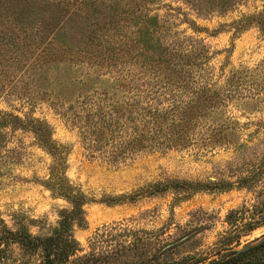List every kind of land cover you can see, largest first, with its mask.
<instances>
[{"label": "trees", "instance_id": "16d2710c", "mask_svg": "<svg viewBox=\"0 0 264 264\" xmlns=\"http://www.w3.org/2000/svg\"><path fill=\"white\" fill-rule=\"evenodd\" d=\"M185 1L222 12L245 0ZM154 2L0 0L2 58L38 70L42 89L52 91L53 104L65 106L59 113L76 128L88 157L116 164L139 151L232 144L238 123L226 113L228 102H264V59L214 74L203 43L191 39L175 46L160 37L158 16L150 13ZM261 2V9L240 13L232 24L264 32ZM95 66L107 70L98 73ZM6 124L31 130L50 154L42 183L67 205L43 233H32L20 222L9 227L0 217V264H264V238L211 257L171 258L165 252L176 242L164 246L152 231L122 222L97 229L83 251L72 231L83 223V205L91 199L66 177L64 145L51 139L44 121L23 123L18 115L2 112L0 126ZM256 168L264 172V158ZM209 184L224 187L232 181ZM132 194L102 200L120 202Z\"/></svg>", "mask_w": 264, "mask_h": 264}, {"label": "rangeland", "instance_id": "374dc122", "mask_svg": "<svg viewBox=\"0 0 264 264\" xmlns=\"http://www.w3.org/2000/svg\"><path fill=\"white\" fill-rule=\"evenodd\" d=\"M155 1L150 13L158 16L160 37L175 46L191 39L203 43L214 74L264 59V32L232 24L240 13L261 9V0H245L222 12L196 9L185 0ZM104 67L94 68L101 73ZM42 85L35 67L4 60L0 53V114H16L23 123L46 122L51 139L66 150V177L91 199L83 205V223L72 231L83 251L97 229L116 222L152 231L164 246L176 242L165 252L171 258L211 257L264 235V172L256 171L264 158V102H228L226 113L238 123L232 144L139 151L111 164L86 155L76 128L59 113L65 106L53 104L52 91ZM0 133V217L9 227L20 222L32 233H43L67 205L42 183L51 156L26 127L6 124ZM241 178L246 179L238 183ZM222 181L232 184H209ZM130 193L131 199L120 202L102 200Z\"/></svg>", "mask_w": 264, "mask_h": 264}, {"label": "water", "instance_id": "95a60500", "mask_svg": "<svg viewBox=\"0 0 264 264\" xmlns=\"http://www.w3.org/2000/svg\"><path fill=\"white\" fill-rule=\"evenodd\" d=\"M263 238H264V235L261 236V237H258L256 240L251 241V242L248 243V244H241L240 246H238V247L236 248V250L241 249V248H245V247L249 246L250 244H252L253 242L258 241V240H261V239H263Z\"/></svg>", "mask_w": 264, "mask_h": 264}]
</instances>
